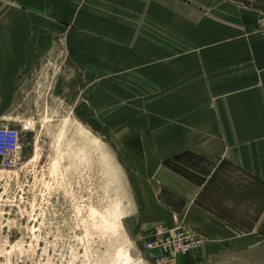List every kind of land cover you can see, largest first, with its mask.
<instances>
[{"label":"rangeland","instance_id":"1","mask_svg":"<svg viewBox=\"0 0 264 264\" xmlns=\"http://www.w3.org/2000/svg\"><path fill=\"white\" fill-rule=\"evenodd\" d=\"M19 1L0 14V127L21 134L20 167L0 160V264H118L121 249L147 261L134 234L153 208V164L171 161L201 185L216 167L158 149L203 103L184 99L180 63L224 44L232 12L259 16L264 0ZM221 166L198 202L246 230L264 187ZM201 254L197 264H264V236Z\"/></svg>","mask_w":264,"mask_h":264},{"label":"crops","instance_id":"2","mask_svg":"<svg viewBox=\"0 0 264 264\" xmlns=\"http://www.w3.org/2000/svg\"><path fill=\"white\" fill-rule=\"evenodd\" d=\"M17 4L21 1L0 0V14L6 6ZM232 13L236 27L225 31L221 39L224 44L199 60L180 63V68L189 70V75L180 81L183 87L190 86L183 89L188 94L184 99L203 103L189 109L188 128H184L183 121L173 140L163 136L158 149L165 156L164 161L196 154L215 163L207 181L222 164L228 163L264 187V41L256 32L255 10L237 7ZM153 166L156 185L151 193L153 208L141 213L138 233L134 234L141 255L147 260L141 259V264H155V258L161 254L159 250L146 252L142 248L148 241L144 240L146 236L162 226L173 228L185 223L204 240L201 252L179 257L176 264H197L199 253L204 260H213L224 256L230 246L242 243L246 237L264 236V207L248 229L233 226L222 212L204 209L198 202L207 181L201 185L164 162ZM164 191L182 206L177 209L164 201L160 197Z\"/></svg>","mask_w":264,"mask_h":264},{"label":"built area","instance_id":"3","mask_svg":"<svg viewBox=\"0 0 264 264\" xmlns=\"http://www.w3.org/2000/svg\"><path fill=\"white\" fill-rule=\"evenodd\" d=\"M257 32L264 41V13L257 18ZM21 134L9 126L0 127V160L3 169H15L21 165ZM202 244L199 237L184 223L173 228L159 227L151 234V239L144 242L143 251L159 250L155 264H176L177 258L197 250Z\"/></svg>","mask_w":264,"mask_h":264},{"label":"bare ground","instance_id":"4","mask_svg":"<svg viewBox=\"0 0 264 264\" xmlns=\"http://www.w3.org/2000/svg\"><path fill=\"white\" fill-rule=\"evenodd\" d=\"M118 264H141V259L136 263L135 258L131 254L130 249H121L118 254Z\"/></svg>","mask_w":264,"mask_h":264},{"label":"trees","instance_id":"5","mask_svg":"<svg viewBox=\"0 0 264 264\" xmlns=\"http://www.w3.org/2000/svg\"><path fill=\"white\" fill-rule=\"evenodd\" d=\"M186 155H188V154H186ZM186 155H185V156H186ZM225 164H226V165H229L228 163H225ZM167 165H168L169 167H171L173 170H175L176 172H178V173L184 175V173H183L181 170L177 169L176 166H174V165L171 163V161L167 162ZM173 166H174V167H173ZM221 167H222V166H220V167L216 170V173L220 170ZM216 173H215V174H216ZM184 176H186V175H184ZM215 176H216V175L212 176L211 179H210L209 181H207L206 184L204 183V184H205V186H204V191L207 190V187H208L209 184H211V182L214 180ZM186 177H187V176H186ZM204 191H203L202 193H204Z\"/></svg>","mask_w":264,"mask_h":264}]
</instances>
